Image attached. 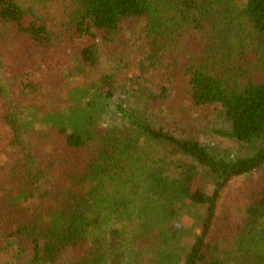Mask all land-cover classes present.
Masks as SVG:
<instances>
[{"label": "trees", "instance_id": "16d2710c", "mask_svg": "<svg viewBox=\"0 0 264 264\" xmlns=\"http://www.w3.org/2000/svg\"><path fill=\"white\" fill-rule=\"evenodd\" d=\"M140 19L147 67L164 66L150 102L117 103L99 130L110 72L29 127L1 80L53 86L67 45L84 67L101 49L119 62ZM178 97L223 110L235 148L162 115ZM0 119V264H264V0H0Z\"/></svg>", "mask_w": 264, "mask_h": 264}, {"label": "rangeland", "instance_id": "374dc122", "mask_svg": "<svg viewBox=\"0 0 264 264\" xmlns=\"http://www.w3.org/2000/svg\"><path fill=\"white\" fill-rule=\"evenodd\" d=\"M235 1L239 7L244 6L245 0ZM60 8V5H55L50 12L57 11L59 13ZM142 24L143 19L132 20L126 23L122 45L125 46L127 54L119 62H117L118 59L113 60L109 58L107 53H105L106 49H101L97 66L95 68L84 67L79 62L78 49L75 46L67 45L62 49L60 54L64 65L61 73L62 79L57 80L55 77H52L50 83H53V86L45 82L37 92L20 91L19 93H14L10 90L6 81L1 80L6 94L13 102L15 110L29 116H27L30 118L27 121L29 127L33 125L36 129L47 128L52 123L46 120V118L54 114V107L63 110L66 105H83L84 102L92 98L94 99L97 96V89L100 87L99 81L110 72L118 74L121 81V89L116 92L114 101L111 99L105 101V115L95 111L99 119L97 125L99 130L103 131L109 124L110 116L114 114L113 106L117 103H121L125 108L129 109V107L134 105L142 106L145 98L150 102L153 96L150 92L151 90L155 92L158 72L162 73L161 69L164 66H160L159 68L153 66L147 67V63L145 62V48L147 45L142 35ZM6 58H3L4 62H6ZM55 74L58 75L59 72ZM73 90L76 91V96L72 100L70 97H66L65 94ZM148 94L151 95L148 97ZM59 100H62L61 103ZM173 103V106L171 104L173 108L168 109L165 107L162 115L169 118L172 117L180 123L193 125L195 132L200 135V138H203L210 144H219L231 150L235 148L231 140L216 133L217 129H229V123L225 118L224 111L219 107L204 109L193 108L192 106L185 107L188 103L182 97H178ZM120 125L123 127L126 123H120ZM240 184L241 179L234 181L230 186L231 191ZM199 210L201 211V208ZM193 215H195V211L183 215L182 222L190 225L193 221Z\"/></svg>", "mask_w": 264, "mask_h": 264}]
</instances>
